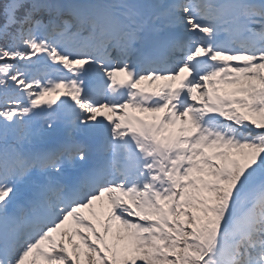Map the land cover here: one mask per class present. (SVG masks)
I'll use <instances>...</instances> for the list:
<instances>
[{"label":"snow or ice","instance_id":"snow-or-ice-1","mask_svg":"<svg viewBox=\"0 0 264 264\" xmlns=\"http://www.w3.org/2000/svg\"><path fill=\"white\" fill-rule=\"evenodd\" d=\"M40 261L264 264V0H0V264Z\"/></svg>","mask_w":264,"mask_h":264},{"label":"rangeland","instance_id":"rangeland-1","mask_svg":"<svg viewBox=\"0 0 264 264\" xmlns=\"http://www.w3.org/2000/svg\"><path fill=\"white\" fill-rule=\"evenodd\" d=\"M100 203H101V202H100ZM100 203H97V202H96V207H97V209L100 208ZM105 205H107V200H104V206H105ZM86 214L89 215V219H93L89 213L86 212ZM93 223H97V221L93 219ZM39 264H43V262L40 261Z\"/></svg>","mask_w":264,"mask_h":264},{"label":"bare ground","instance_id":"bare-ground-1","mask_svg":"<svg viewBox=\"0 0 264 264\" xmlns=\"http://www.w3.org/2000/svg\"><path fill=\"white\" fill-rule=\"evenodd\" d=\"M159 82H160V84L164 83L163 81H159ZM148 85H149V83L147 82V83H144V84L142 85V87L148 89L149 91H153V90L157 89V88L155 87V84H154V83H153V84H150V85L152 86V89H151V90H150V87H148ZM137 115H138V114H137Z\"/></svg>","mask_w":264,"mask_h":264}]
</instances>
